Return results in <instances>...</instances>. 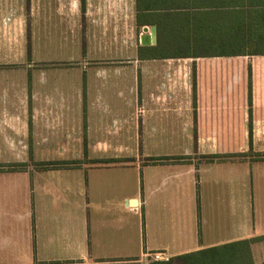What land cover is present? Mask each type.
I'll use <instances>...</instances> for the list:
<instances>
[{"label": "crops", "instance_id": "1", "mask_svg": "<svg viewBox=\"0 0 264 264\" xmlns=\"http://www.w3.org/2000/svg\"><path fill=\"white\" fill-rule=\"evenodd\" d=\"M106 4L119 6L139 37L151 25L157 34L152 9L138 13V27L136 0H0V165L23 164L0 168V264H161L264 236V159L254 155L264 152L254 131L264 128V91L256 87L264 85V55H245V66L218 59L229 57L141 58L155 44L140 50L139 42L129 62H81L83 91V81L71 79L74 67L62 66L56 54L62 37L107 28L96 24L105 21ZM204 18L220 35V15L213 9ZM251 22L247 34L264 37V5ZM31 37L43 54L37 63L27 59ZM31 68L39 69L38 91L28 88ZM228 72L244 94L219 91ZM126 80L134 91H121ZM143 114L200 130L241 114L245 130L238 141L201 131L196 140L155 131L144 141ZM36 117L57 126L30 128ZM77 128H87L85 157ZM106 159L114 160L98 161ZM56 160L70 163L37 165ZM257 242L264 248V239L250 243V264H264Z\"/></svg>", "mask_w": 264, "mask_h": 264}, {"label": "trees", "instance_id": "2", "mask_svg": "<svg viewBox=\"0 0 264 264\" xmlns=\"http://www.w3.org/2000/svg\"><path fill=\"white\" fill-rule=\"evenodd\" d=\"M263 5L262 0H136L138 27L143 25L138 21L140 11L152 9L157 16L156 21L152 22L157 25V42L154 46H150L155 52L153 54L139 53V56L169 59L264 55V37L247 34V30L252 29L251 18L255 13L260 15ZM213 9L222 19L220 35L213 34V23L205 21L204 18L205 13L210 10L213 12ZM150 47L139 46V49ZM247 93L250 104V66H248ZM248 120L250 124V108ZM247 131L250 144L252 128H247ZM254 155L258 159H264V152H255ZM67 163L70 162L56 160L39 162L37 165L45 168L59 167ZM22 165V163L2 164L0 168L16 169ZM262 239L264 236L210 247L191 253L197 255L195 259L189 258L191 254H185L161 264H171L174 259H181L182 264H250V261L247 262L244 259L245 255L251 253L250 243Z\"/></svg>", "mask_w": 264, "mask_h": 264}, {"label": "rangeland", "instance_id": "3", "mask_svg": "<svg viewBox=\"0 0 264 264\" xmlns=\"http://www.w3.org/2000/svg\"><path fill=\"white\" fill-rule=\"evenodd\" d=\"M107 8V15L105 18V21H101V23H97L99 21H96V24H99L97 26H100L101 28L106 27L105 29H99L96 28L94 30V35H85V31H82V35L78 36L77 38L73 37H62V51L61 53L56 54V61L62 63V66H68V67H74L73 75L71 79L77 77L78 83H82V89L84 90V82H86L85 75L81 74V72L84 70L79 69L81 66V62H87V61H95V62H106V61H124L129 62L130 60H133L136 55V48L139 45V30L131 29L129 21L126 22L127 17L125 12L120 11L119 6L114 5H108L106 4ZM125 9V8H124ZM111 11V12H110ZM103 15V13H100ZM104 16V15H103ZM122 18V19H121ZM85 24V23H84ZM101 24V25H100ZM37 38L31 37V43L35 42L34 46H30L31 52L28 53V60L30 61H39L40 56L43 55L40 53V47L36 45ZM117 50V51H116ZM220 60H226V61H237L240 66H245L248 61L251 62V57L247 58V56L244 57H232V58H218ZM261 60V59H260ZM79 64V65H77ZM79 67V68H78ZM17 72V70H15ZM32 74H30V77H34L29 82L28 88L34 89V91H38L37 88V72L39 71L38 68H31L29 69ZM68 72H71V69H68ZM80 72V74H79ZM34 73V74H33ZM78 73V75H76ZM225 73H223V79L221 80V84H217V88H219L221 92H229V93H235L238 95H242L245 93L244 86L238 84L237 79L235 80L234 84L231 85V74L228 72V79H225ZM69 76V75H68ZM74 76V77H73ZM83 77V78H80ZM66 79V78H65ZM83 79V80H82ZM178 87L180 89L182 78L179 77L178 80H176ZM230 82V84L228 83ZM227 83V84H226ZM222 85V86H221ZM259 92H263L264 85H257L256 86ZM134 85L131 81L126 80L124 81L123 90L125 92H132L134 91ZM80 91V86H79ZM238 98V97H237ZM241 98V97H240ZM130 115H133L131 112L126 116L129 117ZM34 120L35 118L32 117ZM55 118L50 117V121H54ZM163 118L158 117L155 119V117L149 115H142V135L143 140L148 141L150 132H162V133H171L175 136L178 135L179 139L186 138V135H192L193 140L197 139V134L199 131L202 133L211 134V137L214 139L216 138L217 141H224V140H240L241 139V132H243V126H241V114H235L233 116H228L222 118V126H218L217 128H180L177 126H165L160 125V121ZM173 119V118H172ZM178 120V118H175ZM173 119V120H175ZM45 119L36 117V125H32L30 123V128H55L57 125H52L50 122L42 123ZM179 120H182V118H179ZM221 122V119L218 120ZM188 124L192 125V119L190 118L188 121ZM86 129L87 128H77V136L79 141V153L85 157V152L83 147L85 146V135H86ZM128 132H131V128H125ZM255 133H257L261 138H264V128H254ZM129 138V135L127 136V140ZM84 152V153H83ZM261 242H257L255 245V251L261 252L264 251V248L262 247Z\"/></svg>", "mask_w": 264, "mask_h": 264}, {"label": "water", "instance_id": "4", "mask_svg": "<svg viewBox=\"0 0 264 264\" xmlns=\"http://www.w3.org/2000/svg\"><path fill=\"white\" fill-rule=\"evenodd\" d=\"M140 45H154L157 42V34L155 26L151 25L149 27L142 28V34L139 37Z\"/></svg>", "mask_w": 264, "mask_h": 264}]
</instances>
